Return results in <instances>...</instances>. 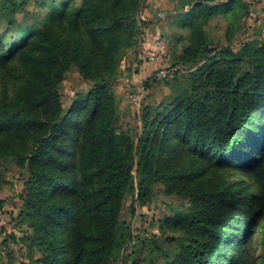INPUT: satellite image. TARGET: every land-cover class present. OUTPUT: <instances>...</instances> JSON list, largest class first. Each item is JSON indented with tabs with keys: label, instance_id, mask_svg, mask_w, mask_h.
Masks as SVG:
<instances>
[{
	"label": "trees",
	"instance_id": "16d2710c",
	"mask_svg": "<svg viewBox=\"0 0 264 264\" xmlns=\"http://www.w3.org/2000/svg\"><path fill=\"white\" fill-rule=\"evenodd\" d=\"M142 2L39 0L43 26L14 30L25 0H0V21L14 32L7 41L0 31V69L28 64L20 92L0 94V165L12 159L28 174L20 215L40 253L34 263L119 264L133 240L121 220L126 199L146 206L161 185L188 201L157 222L180 249L165 264H264V253L248 258L264 206V39L235 50L206 31L223 16L235 32L250 4L183 3L175 18L189 44L174 66L188 70L177 69L170 94L144 110L134 138L117 125L111 83L147 24ZM73 69L96 83L65 109L60 87Z\"/></svg>",
	"mask_w": 264,
	"mask_h": 264
},
{
	"label": "rangeland",
	"instance_id": "374dc122",
	"mask_svg": "<svg viewBox=\"0 0 264 264\" xmlns=\"http://www.w3.org/2000/svg\"><path fill=\"white\" fill-rule=\"evenodd\" d=\"M38 1L25 0L24 6L17 13L14 30L18 27L43 26L44 15L37 5ZM58 1L80 6L83 0ZM185 1L143 0L139 17L147 24L141 28L138 45L123 56L118 78L111 83L118 103L115 106L119 115L117 125L123 131H129L134 138L141 134L144 110L170 94L168 82L174 78L177 69L188 70L180 64L174 66L175 57L183 53L189 44V32L181 28L175 18ZM244 1L250 4L249 13L241 28L235 32H228L230 24L223 16L209 22L206 31L217 46L229 45L237 50L249 40L264 39V0ZM0 31L7 41L14 35L13 31L7 29L4 21H0ZM150 50L162 55L150 60L146 55ZM25 71H28V64L19 58L7 68L0 69V94L8 92L13 97L18 94ZM95 83L85 79L77 69L67 73L60 87L63 107L69 108L78 97L88 93ZM27 179L26 170L16 165L12 159H7L0 165V252L3 263L35 264L34 261L40 256L37 245H31L29 240L33 230L20 215L27 193ZM241 179L243 182L249 180L243 176ZM187 205L186 199L166 194L161 185L156 186L155 197L146 206L139 205L135 197L127 198L121 220L130 227L133 240L120 253L118 263L133 264L135 261L136 264H146L153 260L155 264H165L172 260L180 249L176 242H168L160 236L157 222L178 214ZM262 210L255 226L253 242L248 248V258L252 263H258L264 253V206ZM155 242L162 250L159 255L155 253Z\"/></svg>",
	"mask_w": 264,
	"mask_h": 264
},
{
	"label": "built area",
	"instance_id": "2783aa9c",
	"mask_svg": "<svg viewBox=\"0 0 264 264\" xmlns=\"http://www.w3.org/2000/svg\"><path fill=\"white\" fill-rule=\"evenodd\" d=\"M147 58L153 60L155 58L160 57L162 54L160 52H155L154 50H150L147 52Z\"/></svg>",
	"mask_w": 264,
	"mask_h": 264
}]
</instances>
